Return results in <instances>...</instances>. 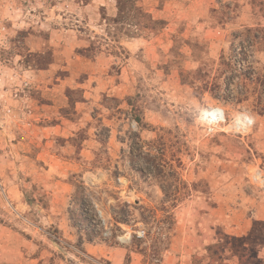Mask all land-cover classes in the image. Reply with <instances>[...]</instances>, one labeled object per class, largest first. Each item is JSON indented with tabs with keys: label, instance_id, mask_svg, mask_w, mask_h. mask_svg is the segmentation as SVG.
Segmentation results:
<instances>
[{
	"label": "rangeland",
	"instance_id": "1",
	"mask_svg": "<svg viewBox=\"0 0 264 264\" xmlns=\"http://www.w3.org/2000/svg\"><path fill=\"white\" fill-rule=\"evenodd\" d=\"M95 1L0 0V264H264V0Z\"/></svg>",
	"mask_w": 264,
	"mask_h": 264
},
{
	"label": "crops",
	"instance_id": "2",
	"mask_svg": "<svg viewBox=\"0 0 264 264\" xmlns=\"http://www.w3.org/2000/svg\"><path fill=\"white\" fill-rule=\"evenodd\" d=\"M98 5L102 7L105 6L104 2L103 3L100 2ZM137 42L139 41L132 40V41H128L126 44L127 46L130 45L133 47L135 46V43ZM262 181H264V177ZM260 187L261 188L257 186L252 187V200H251V204L249 207H246L244 202H242L240 207L234 210L231 215L222 214V220L224 222H230L231 219L235 220L236 222L235 227H241V226L250 227L251 224L253 225L254 221L263 222L264 221V185ZM246 208H249L250 211H246ZM248 212H251V213L249 214ZM259 255L264 256V247L260 249Z\"/></svg>",
	"mask_w": 264,
	"mask_h": 264
},
{
	"label": "trees",
	"instance_id": "3",
	"mask_svg": "<svg viewBox=\"0 0 264 264\" xmlns=\"http://www.w3.org/2000/svg\"><path fill=\"white\" fill-rule=\"evenodd\" d=\"M116 7L119 16L110 18L109 22L111 23H121L122 27L130 28L131 26L138 27L141 20L140 18L146 17L149 21H153L150 15L148 16L146 13H144L142 7L138 4V0H116ZM102 19H104V16H102ZM91 46L93 47V43ZM91 46L80 49L78 52L92 50ZM220 60L222 61L223 58L220 57ZM260 110L264 112V106L261 107Z\"/></svg>",
	"mask_w": 264,
	"mask_h": 264
},
{
	"label": "bare ground",
	"instance_id": "4",
	"mask_svg": "<svg viewBox=\"0 0 264 264\" xmlns=\"http://www.w3.org/2000/svg\"><path fill=\"white\" fill-rule=\"evenodd\" d=\"M212 110H214V114H211V115H215L216 117H221L223 116V112H222V109L220 108H213ZM243 116H240L238 117V122H240L238 125L241 126V127H245V123H243V119H242ZM261 180H263V178H261ZM123 238V237H121ZM126 238V237H125ZM127 239V238H126Z\"/></svg>",
	"mask_w": 264,
	"mask_h": 264
},
{
	"label": "built area",
	"instance_id": "5",
	"mask_svg": "<svg viewBox=\"0 0 264 264\" xmlns=\"http://www.w3.org/2000/svg\"><path fill=\"white\" fill-rule=\"evenodd\" d=\"M222 112H223V110H222ZM208 115H209V119L211 122H213V121L219 122L220 120H224V114L221 117H216L215 115H211V114H208ZM138 236H139V233H138Z\"/></svg>",
	"mask_w": 264,
	"mask_h": 264
}]
</instances>
